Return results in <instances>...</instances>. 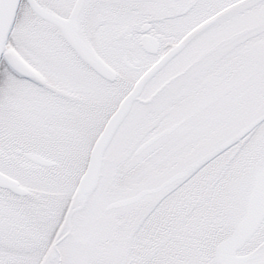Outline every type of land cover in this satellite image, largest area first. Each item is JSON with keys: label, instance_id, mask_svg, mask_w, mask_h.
Returning a JSON list of instances; mask_svg holds the SVG:
<instances>
[{"label": "snow or ice", "instance_id": "6c2138e0", "mask_svg": "<svg viewBox=\"0 0 264 264\" xmlns=\"http://www.w3.org/2000/svg\"><path fill=\"white\" fill-rule=\"evenodd\" d=\"M0 264H264V0H0Z\"/></svg>", "mask_w": 264, "mask_h": 264}]
</instances>
